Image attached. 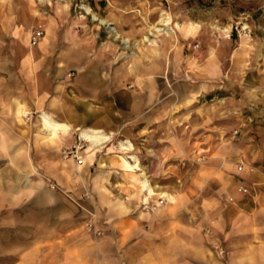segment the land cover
<instances>
[{
    "label": "crops",
    "instance_id": "0c3cea01",
    "mask_svg": "<svg viewBox=\"0 0 264 264\" xmlns=\"http://www.w3.org/2000/svg\"><path fill=\"white\" fill-rule=\"evenodd\" d=\"M79 21L59 0H0V264H264V174L237 170L214 116L190 107L244 64L192 25L169 36L168 19L153 26L152 52L137 60ZM193 35L202 58L187 48ZM43 115L61 125L52 135ZM187 115L189 127L167 125ZM87 130L108 141L87 143L76 166L62 151ZM122 140L129 150L114 152ZM183 152L205 161L184 172ZM143 180L167 197L154 211L139 207Z\"/></svg>",
    "mask_w": 264,
    "mask_h": 264
},
{
    "label": "rangeland",
    "instance_id": "374dc122",
    "mask_svg": "<svg viewBox=\"0 0 264 264\" xmlns=\"http://www.w3.org/2000/svg\"><path fill=\"white\" fill-rule=\"evenodd\" d=\"M59 1L66 5L71 18L78 17L81 20L79 22H83L80 24L83 28L96 34L98 39L110 42L122 56L127 54L141 60L148 50L152 52L148 42L155 37L149 33L153 32V26L161 27L166 19L173 28L165 32L168 36L192 25L197 33H207L216 47L226 48L230 52V62L242 63L244 66L240 71H231V78L224 75L218 79L217 86L209 87L207 91L204 89L199 94L197 103L190 107L199 105L204 107L203 112L214 116V126L221 130L214 139L220 145L232 146L231 155L235 158L237 170L245 168L256 174H264V0ZM112 28L114 30L110 31ZM124 39L129 40L127 47L123 43ZM189 43L187 48L195 50L189 49V52H198L196 56L202 58L201 38L193 35ZM235 52H238L236 58ZM174 77L178 76L175 74ZM226 82L229 86L223 85ZM224 94L236 96L239 101L227 105L220 98H215ZM168 109L173 113L193 110L189 107L180 109L175 103ZM190 117L191 115H187L182 120L168 118L167 125L189 127ZM171 127L168 132L173 135ZM126 141L128 140H122L123 143ZM136 143L140 146L141 140L134 142V149ZM118 144H113V151L120 154ZM204 161L202 153L195 157L183 152L177 163L179 169L187 172L191 164H201ZM141 162L138 157L140 172L149 178ZM178 183L180 185L181 181L178 180ZM155 193L157 198L159 193ZM85 198L90 200L87 192ZM141 201L142 197L140 209Z\"/></svg>",
    "mask_w": 264,
    "mask_h": 264
},
{
    "label": "built area",
    "instance_id": "2783aa9c",
    "mask_svg": "<svg viewBox=\"0 0 264 264\" xmlns=\"http://www.w3.org/2000/svg\"><path fill=\"white\" fill-rule=\"evenodd\" d=\"M238 27V26H237ZM237 27L235 28L237 30ZM44 34V26L39 23L37 24L29 34V44L31 46H35L38 41L43 37ZM89 143L87 140L83 139L80 136V133L76 136V142L72 145V147L69 150H63L62 151V157L63 158H72L75 161L76 166H80L83 163V155L81 154V151L85 148L86 144ZM241 191L246 192L245 188H240ZM158 194V193H157ZM156 193L152 197H147L144 200V197L141 201V209L145 211H154L158 205H161L164 203L165 198L161 197V194L155 198ZM86 227L88 230H94V224L92 220H88L86 223ZM96 234H99V231H95ZM215 249L220 255H224L225 251L219 247L215 246Z\"/></svg>",
    "mask_w": 264,
    "mask_h": 264
},
{
    "label": "bare ground",
    "instance_id": "6f19581e",
    "mask_svg": "<svg viewBox=\"0 0 264 264\" xmlns=\"http://www.w3.org/2000/svg\"><path fill=\"white\" fill-rule=\"evenodd\" d=\"M42 124L45 127L48 135H52V133H54L58 127H61V125L53 122L52 120L49 119L48 116H45V115H43ZM80 136L83 139L87 140L89 142V144L92 146H100V145H102L108 141V137L104 136L103 134H101L98 131H93V130L81 131ZM130 146L131 145L129 143L128 144L122 143L121 145H118L117 148H118V150L124 152L126 150H129ZM136 166H137L136 164L129 163L130 170L138 168ZM141 185H142L141 191L143 193L144 200L147 197H152L154 195L147 180H143ZM161 197H163V196H161Z\"/></svg>",
    "mask_w": 264,
    "mask_h": 264
}]
</instances>
